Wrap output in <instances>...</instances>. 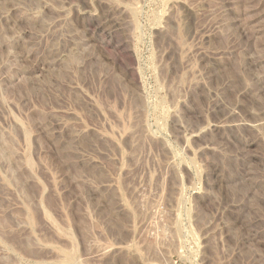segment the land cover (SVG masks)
<instances>
[{
  "label": "rangeland",
  "instance_id": "1",
  "mask_svg": "<svg viewBox=\"0 0 264 264\" xmlns=\"http://www.w3.org/2000/svg\"><path fill=\"white\" fill-rule=\"evenodd\" d=\"M0 264H264V0H0Z\"/></svg>",
  "mask_w": 264,
  "mask_h": 264
}]
</instances>
